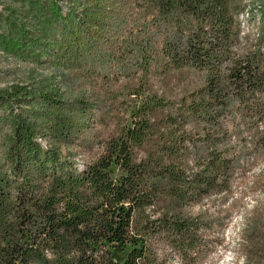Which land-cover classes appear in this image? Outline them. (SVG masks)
Returning <instances> with one entry per match:
<instances>
[{"label":"trees","instance_id":"16d2710c","mask_svg":"<svg viewBox=\"0 0 264 264\" xmlns=\"http://www.w3.org/2000/svg\"><path fill=\"white\" fill-rule=\"evenodd\" d=\"M238 1L4 8L0 46L20 61L138 83L123 99L66 100L51 79L0 91V264H202L208 228L189 211L230 195L239 172L264 159V6L263 31L245 36ZM182 69L203 74L202 85L171 96L150 88L151 75ZM95 127L113 130L79 168L62 146L88 144ZM250 232L245 264H264L263 235Z\"/></svg>","mask_w":264,"mask_h":264},{"label":"rangeland","instance_id":"374dc122","mask_svg":"<svg viewBox=\"0 0 264 264\" xmlns=\"http://www.w3.org/2000/svg\"><path fill=\"white\" fill-rule=\"evenodd\" d=\"M238 4L243 10L240 22L244 35L247 36L252 31L257 33L259 28L262 32L261 11L264 1L239 0ZM11 5L14 6L12 0H0V15H6L4 8ZM203 77V74L194 70L182 69L170 74L151 75L149 86L160 95L171 96L201 86ZM46 79L56 80L62 86L66 100L84 94L96 100L98 95L111 91L119 92L120 99H123L126 96L123 97L122 92L138 83L137 80H122L119 83H106L101 80L86 82L73 71L52 64L22 62L0 46V91L13 85L35 88ZM121 113L124 114V109ZM112 130L113 127H95L86 135L88 144L82 141L69 148L62 146V151L74 158L79 168L83 167V164L95 161L100 155L102 148L98 143L101 138L106 139ZM7 132L6 130L5 133ZM92 147L94 149L91 152ZM189 212L191 217L201 216L207 224L208 229L203 231L206 247L201 258L202 264H245L250 249V243L247 242L251 239L250 230L257 227L264 239V159L249 167L245 174L239 172L230 195L211 198ZM168 264L181 263L178 258L173 257Z\"/></svg>","mask_w":264,"mask_h":264}]
</instances>
